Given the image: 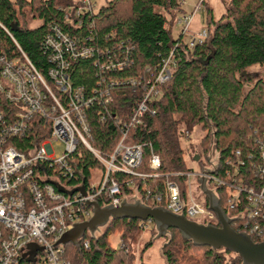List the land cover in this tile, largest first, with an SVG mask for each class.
Returning <instances> with one entry per match:
<instances>
[{"label":"trees","instance_id":"16d2710c","mask_svg":"<svg viewBox=\"0 0 264 264\" xmlns=\"http://www.w3.org/2000/svg\"><path fill=\"white\" fill-rule=\"evenodd\" d=\"M74 0H0V22L11 29L19 30L13 37L42 73L50 64L47 61L43 44L52 22H61V8L69 7ZM223 14L216 19L212 8L205 2L204 16L207 37L196 42H186L184 36L174 38L169 27L168 15L183 13L182 0H111L105 7L91 16H84L86 26L93 25L90 33L94 43L104 56L92 60H79L71 67L72 83L84 88L87 95L94 90H108L113 101L109 104L95 102L88 110L91 128V146L107 156L117 146L123 127L144 94L148 82L154 80L162 62L173 52L174 67L172 78L161 87V97L152 104L154 116H146L144 124L130 129L132 142L144 145L143 160L139 171L152 174L150 169L151 150L162 163L158 171L163 177L148 178L145 181L148 193L144 202L151 208H163L164 203L155 204L154 199L166 198L164 182L176 180L186 192V178L175 179V173H189L186 156L199 155L207 160L210 154L218 155V175L228 184L231 172L240 152L245 160L240 168L244 184L262 185L253 168L259 164L260 146L264 145V80L255 77L251 68L264 67V0H221ZM172 20V19H171ZM31 21L40 24L29 28ZM2 46L11 51L12 43L0 35ZM111 57L127 59L122 70H101V64ZM141 81L140 86L127 85V80ZM105 82V83H104ZM114 82L115 85L110 84ZM200 128L203 137L199 151L193 153V146L185 147L183 137ZM48 124L36 123L34 129L23 142H14L20 152H27L48 138ZM194 154V155H193ZM252 154L254 160H247ZM197 164L204 167L202 159ZM72 167L80 176L69 185H89L94 179L93 172H103L101 165L84 147L79 148L72 161ZM169 176L165 178L164 176ZM140 186L143 182L139 181ZM220 209L233 218L231 228L236 233L244 230L236 219L237 210L229 208V190L221 187L216 190ZM126 195H132L130 188ZM100 206L104 203L100 200ZM208 206L209 203L207 202ZM154 223V222H152ZM140 220L121 219L111 224L98 237H87L90 248L81 245L66 246V256L73 264H136V256L130 250L133 240L144 229ZM221 227V224L218 226ZM119 233L121 244L128 248L116 249L109 236ZM162 253L167 264H243L242 259L224 249L213 250L207 246H196L185 240L176 229H169L164 238ZM253 242L256 240L251 237ZM149 242L145 248L151 246ZM196 251V252H195ZM201 251V253L199 252ZM227 256H233L227 260ZM21 264H26L22 262ZM141 264H146L142 262Z\"/></svg>","mask_w":264,"mask_h":264},{"label":"built area","instance_id":"2783aa9c","mask_svg":"<svg viewBox=\"0 0 264 264\" xmlns=\"http://www.w3.org/2000/svg\"><path fill=\"white\" fill-rule=\"evenodd\" d=\"M94 4L95 0H74L69 7L61 8V22L49 24L43 48L50 67L45 74L21 49L11 29L0 22V35L7 37L14 48L7 51L0 42V264H73L66 256L67 245L57 243L76 224L91 220L93 208L88 206L89 203L101 200L104 203L102 208H117L130 201L145 205L148 197L144 198L140 188L146 194L145 181L163 177L158 173L161 160L152 150L150 169L153 173L139 171L144 145L132 142L129 131L142 126L146 116L155 115L151 106L161 97V87L172 78L175 65L173 52L162 62L154 80L143 87L144 94L137 102L128 124L123 127L114 151L107 156L101 154L90 144L91 128L87 114L95 102L102 99L104 104H109L113 98L108 88L104 92L94 90L87 95L84 88L73 85L71 76L74 62L104 56L93 45L92 34L83 33L87 27L88 30L93 28V25L86 26L83 18L97 13ZM199 7L191 16L178 20L177 23L184 26L183 34L189 31ZM206 37L207 31L203 29L198 34L199 41ZM196 42L194 39L191 47ZM105 56L107 59L101 64V70H122L128 62L119 56L113 59L108 52ZM114 83L110 85L114 86ZM126 84L135 87L140 86L141 81L130 79ZM41 121L50 128L48 138L27 152L18 151L14 142H23L22 139ZM183 139L189 140L190 134L186 133ZM53 142L64 145L62 156H55ZM81 147L94 156L103 172L99 178L94 176L88 186L84 183L69 185V182L80 179L71 164ZM259 150L260 162L254 163L252 169L264 181V145ZM236 155L239 160L232 163V171L226 174L231 180L230 184L216 175L218 155L212 153L204 160L200 172L172 175L175 179L186 178L185 194L178 181L166 179V198L156 197L155 204L164 203L163 209L166 211L198 224L218 227L220 221L217 215L209 205L201 203L193 195L190 181L195 177L200 188L204 181L205 189L213 192L217 199L216 190L227 187L229 208L239 212L236 219L241 223L242 233L253 237L256 240L254 243H264V184H244L240 168L246 162L240 152ZM254 159L252 154L247 156L248 161ZM139 181L143 182L141 186ZM58 186L67 192L84 187L86 195L76 192L69 196L61 193ZM127 188L132 190V195L125 194ZM136 192L139 198L135 196ZM203 195L209 203L207 196ZM228 218L233 221V218ZM198 219L203 223L197 222ZM152 222H144V227ZM85 236L96 237L87 232L77 241V246L89 249L90 240ZM120 249L128 251L122 244ZM34 252L36 254L33 256Z\"/></svg>","mask_w":264,"mask_h":264},{"label":"water","instance_id":"95a60500","mask_svg":"<svg viewBox=\"0 0 264 264\" xmlns=\"http://www.w3.org/2000/svg\"><path fill=\"white\" fill-rule=\"evenodd\" d=\"M18 26L11 27L12 32H17ZM199 161V156L195 157V162ZM205 183L202 181L201 190L209 200V208L213 211L221 224V227L212 225H202L190 221L183 216L174 215L163 208H151L140 202L130 204L122 203L120 207L102 208L98 203H89L93 208V216L90 221L76 224L71 231L65 233L58 241L57 245L66 246L73 244L77 246V241L87 232L92 236L111 221L121 219H132L146 222L152 220L156 226L158 237L165 238L169 229L178 230L185 240H190L196 246H207L213 250L224 249L238 255L243 264H264V243H254L250 236L244 233H236L231 228L232 220L220 209L219 202L213 192L205 189ZM58 190L69 196L79 192L86 195L85 188L81 187L72 192L65 191L58 186ZM36 252L33 253V256Z\"/></svg>","mask_w":264,"mask_h":264},{"label":"rangeland","instance_id":"374dc122","mask_svg":"<svg viewBox=\"0 0 264 264\" xmlns=\"http://www.w3.org/2000/svg\"><path fill=\"white\" fill-rule=\"evenodd\" d=\"M111 0H95L94 4V11L98 12L100 8L105 7L108 2ZM182 9L183 13H179L177 15L171 14L167 16V19L170 20L169 27L172 31L173 37L178 38L179 36L183 35L184 40L186 42H191L195 39V41H199L198 34H200L203 29L205 28V16H204V3L207 2L210 7L212 8L213 15L216 19L220 18V16L224 12V8L222 6L221 0H182ZM200 5L197 12L194 14L193 21L191 24V27L187 33H184V26L180 23H177L178 20L183 19L184 16H191L194 12L195 8H197ZM172 19V20H171ZM38 21H31L29 23V28H35L39 26ZM251 73L255 77L262 78L264 80V67L260 68L259 66H255L251 68ZM203 137V133L200 130V128H195L193 132L190 134V139H183V145L185 147L193 146V153L196 151H199V144L200 140ZM53 148H54V154L55 156H62L64 153V145H58V143L53 142ZM216 156V155H215ZM204 162V157L201 158ZM186 162L188 163L189 169H191L194 173L200 172L202 169L201 167L193 160H191L190 155L186 156ZM207 166V163H205ZM93 175L97 178L102 175L99 171H94ZM191 189L193 195L197 198L198 201L201 203H207L205 200V196L203 195V192L200 188V185L195 177L191 178ZM135 196L139 198L138 193H135ZM138 201H130L128 203L135 204ZM199 223H203L202 220H196ZM112 222V221H111ZM109 222L107 226L100 228L96 233L95 236L98 237L101 235L104 230L111 224ZM147 227H144L143 231L139 234L138 237H136L135 240H133V243L130 247V250L134 252L136 256V264H141L142 262L146 264H167L166 259L162 253V247L165 243L164 238L158 237V232L156 230V226L154 223H146ZM109 240L112 244V246L116 249H119L121 247V239L119 233H111L109 236ZM151 242V246L147 249L145 246ZM196 252V251H195ZM201 253V251H199ZM233 256H227V260H231Z\"/></svg>","mask_w":264,"mask_h":264}]
</instances>
